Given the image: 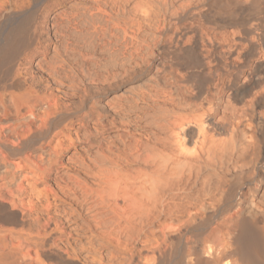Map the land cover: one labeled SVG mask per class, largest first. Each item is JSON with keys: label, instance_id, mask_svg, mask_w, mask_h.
<instances>
[{"label": "bare ground", "instance_id": "bare-ground-1", "mask_svg": "<svg viewBox=\"0 0 264 264\" xmlns=\"http://www.w3.org/2000/svg\"><path fill=\"white\" fill-rule=\"evenodd\" d=\"M0 264H264V0H0Z\"/></svg>", "mask_w": 264, "mask_h": 264}]
</instances>
